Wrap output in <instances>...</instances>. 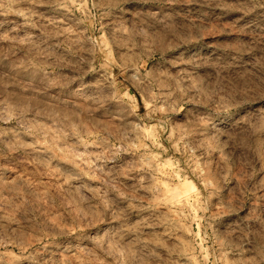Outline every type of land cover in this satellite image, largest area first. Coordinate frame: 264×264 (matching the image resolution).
<instances>
[{
    "label": "rangeland",
    "instance_id": "374dc122",
    "mask_svg": "<svg viewBox=\"0 0 264 264\" xmlns=\"http://www.w3.org/2000/svg\"><path fill=\"white\" fill-rule=\"evenodd\" d=\"M0 264H264V0H0Z\"/></svg>",
    "mask_w": 264,
    "mask_h": 264
}]
</instances>
